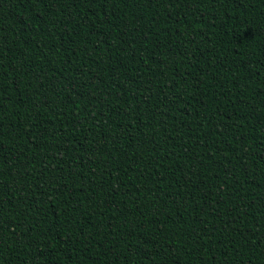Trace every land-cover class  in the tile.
<instances>
[{
    "label": "trees",
    "instance_id": "1",
    "mask_svg": "<svg viewBox=\"0 0 264 264\" xmlns=\"http://www.w3.org/2000/svg\"><path fill=\"white\" fill-rule=\"evenodd\" d=\"M0 264H264V0H0Z\"/></svg>",
    "mask_w": 264,
    "mask_h": 264
}]
</instances>
